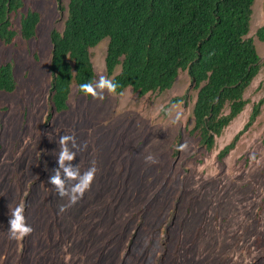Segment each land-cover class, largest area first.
Returning <instances> with one entry per match:
<instances>
[{
    "label": "rangeland",
    "instance_id": "1",
    "mask_svg": "<svg viewBox=\"0 0 264 264\" xmlns=\"http://www.w3.org/2000/svg\"><path fill=\"white\" fill-rule=\"evenodd\" d=\"M68 3L26 0L21 12L42 15L37 36L0 41V66L12 62L18 82L14 92L0 91V264H264V104L236 147L218 157L264 98L257 37L264 0L255 1L249 33L261 70L245 92V110L212 150L190 133L198 91L185 71L171 89L144 96L131 87L85 96L73 84L69 109L52 110L51 34L64 29ZM20 19L12 16L18 28ZM108 43L91 49L95 80L112 79ZM63 134L79 145L71 163L81 173L98 169L71 206L49 182ZM22 200L33 231L17 241L8 232L10 208Z\"/></svg>",
    "mask_w": 264,
    "mask_h": 264
},
{
    "label": "trees",
    "instance_id": "2",
    "mask_svg": "<svg viewBox=\"0 0 264 264\" xmlns=\"http://www.w3.org/2000/svg\"><path fill=\"white\" fill-rule=\"evenodd\" d=\"M25 1L0 0V41L6 45L19 35L25 40L37 36L42 15L31 8L21 12ZM255 1L69 0L64 29L51 34L52 110L69 109L73 84L84 95L79 85L96 79L91 49L108 38L106 70L119 85L114 93L129 87L139 96L165 92L181 71L188 73L198 91L190 133L212 150L216 138L245 110V92L261 70V56L249 36ZM17 13L20 28L12 21ZM257 37L264 41V26ZM17 85L13 63L1 65L0 91L14 92ZM263 104L264 98L254 105L248 122L219 152V159L236 147Z\"/></svg>",
    "mask_w": 264,
    "mask_h": 264
},
{
    "label": "clouds",
    "instance_id": "3",
    "mask_svg": "<svg viewBox=\"0 0 264 264\" xmlns=\"http://www.w3.org/2000/svg\"><path fill=\"white\" fill-rule=\"evenodd\" d=\"M118 86L112 79L100 76L99 80L81 83L79 88L84 95L102 97L103 90L107 89L110 93L115 92ZM58 144L60 149L57 155L58 167L54 170V174L49 177V182L61 197L67 196L69 198L68 206H71L83 198L85 192L91 187L98 169L92 166L81 173L79 165L71 163L76 159L79 148L74 134L61 135ZM145 159L150 163L156 162L152 155H148ZM25 208L26 203L23 200L15 208H10L8 228L10 239L23 240L33 231L32 226L26 221Z\"/></svg>",
    "mask_w": 264,
    "mask_h": 264
}]
</instances>
